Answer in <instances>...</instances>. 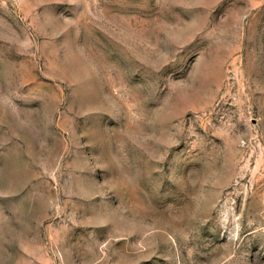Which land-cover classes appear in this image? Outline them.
<instances>
[{"label": "rangeland", "instance_id": "1", "mask_svg": "<svg viewBox=\"0 0 264 264\" xmlns=\"http://www.w3.org/2000/svg\"><path fill=\"white\" fill-rule=\"evenodd\" d=\"M0 264H264V0H0Z\"/></svg>", "mask_w": 264, "mask_h": 264}]
</instances>
